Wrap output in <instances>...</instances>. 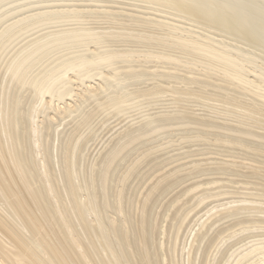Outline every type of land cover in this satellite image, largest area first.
I'll list each match as a JSON object with an SVG mask.
<instances>
[{
	"label": "bare ground",
	"instance_id": "bare-ground-1",
	"mask_svg": "<svg viewBox=\"0 0 264 264\" xmlns=\"http://www.w3.org/2000/svg\"><path fill=\"white\" fill-rule=\"evenodd\" d=\"M65 1L0 0V264H264V0Z\"/></svg>",
	"mask_w": 264,
	"mask_h": 264
},
{
	"label": "rangeland",
	"instance_id": "rangeland-1",
	"mask_svg": "<svg viewBox=\"0 0 264 264\" xmlns=\"http://www.w3.org/2000/svg\"><path fill=\"white\" fill-rule=\"evenodd\" d=\"M33 1H35V0H33ZM41 1H44V3H41V4H34L33 6L34 7H39V8H46V7H52V9L54 10V11H56V10H60V9H63V7H57V6H59V5H63V4H65V5H79V6H81V5H83V6H85V5H88L87 3H84L83 1H77V2H70V1H65V0H61V1H57V0H41ZM107 1H120V0H107ZM121 1H124V0H121ZM105 6H111V7H121L122 9L120 10V11H123V10H135V11H138V12H140V13H142V12H144L143 10H141V9H135V8H131V7H128V6H120V5H117V4H115V3H111L110 5H105ZM42 11H45V10H42ZM150 12V11H149ZM157 16H159V14H157ZM154 19H159L158 17H156V16H154L153 17ZM98 82H99V80H95V81H93L92 80V84H98ZM75 89H77V90H79L80 91V88L78 89V88H76L75 87ZM76 90V92H75V94H74V96H75V98L73 97H71V100L72 101H74V99H76L79 95L77 94V91ZM57 103V102H56ZM64 104H66L65 102L63 103V104H61V105H64ZM197 108H198V106H197ZM237 173H239V174H241L240 172H237ZM239 176V175H238ZM236 177H237V175H236ZM234 178H235V176H234ZM240 178H242V177H240ZM243 179H245V178H243ZM195 180V179H194ZM189 181V180H188ZM188 181H186L185 183L186 184H189V183H191V179H190V181L188 182ZM193 182V181H192ZM185 184H183V185H181V187H179V188H176L175 189V191L177 192V189L179 190L180 188H182L183 186H184ZM175 191H173V192H175ZM173 192L169 195V197L173 194ZM169 197H168V199H169ZM223 197V196H222ZM222 197H219V198H222ZM215 199H217V198H215ZM215 199H213V200H215ZM166 201H167V198L165 199ZM212 200V201H213ZM228 223H230V222H228ZM261 231L263 230V229H260ZM260 230H256V231H260ZM260 231V232H261ZM248 240H250V239H247V240H245L244 242H246V241H248ZM247 243H250V242H246V245H241V244H243V243H241V244H239L238 246H236L234 249H236L237 247H238V249H240V250H242V249H244L247 245H249V244H247ZM251 243H253V242H251ZM250 243V244H251ZM242 246V249L240 248V247ZM245 246V247H244ZM233 249V250H234ZM239 252V250H236V253H238ZM235 253V254H236Z\"/></svg>",
	"mask_w": 264,
	"mask_h": 264
}]
</instances>
